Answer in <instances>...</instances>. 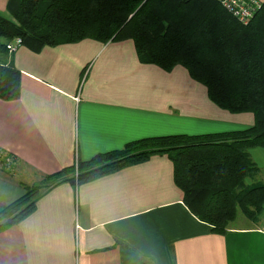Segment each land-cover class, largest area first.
<instances>
[{"label": "crops", "instance_id": "crops-1", "mask_svg": "<svg viewBox=\"0 0 264 264\" xmlns=\"http://www.w3.org/2000/svg\"><path fill=\"white\" fill-rule=\"evenodd\" d=\"M7 62L21 72V88L17 99H0V148L19 169L0 168V209L40 175L129 141L253 123L249 112L215 105L183 66L141 63L130 39L40 52L22 45ZM250 155L255 181H264V151ZM238 215V225L212 233L183 203L172 162L156 154L44 192L33 212L0 231V264H264V211L256 223Z\"/></svg>", "mask_w": 264, "mask_h": 264}, {"label": "trees", "instance_id": "trees-1", "mask_svg": "<svg viewBox=\"0 0 264 264\" xmlns=\"http://www.w3.org/2000/svg\"><path fill=\"white\" fill-rule=\"evenodd\" d=\"M6 13H0V99L20 95L21 72L7 62L15 37L33 52L83 39H130L141 63L167 72L183 66L215 105L251 112L254 122L243 129L139 138L40 175L0 209V231L33 212L39 196L58 184L78 185L156 154L172 162L183 203L212 233H226L238 211L259 221L264 181H255L259 167L249 149L264 148V1L248 24L222 0H7Z\"/></svg>", "mask_w": 264, "mask_h": 264}, {"label": "built area", "instance_id": "built-area-1", "mask_svg": "<svg viewBox=\"0 0 264 264\" xmlns=\"http://www.w3.org/2000/svg\"><path fill=\"white\" fill-rule=\"evenodd\" d=\"M222 2L230 13L242 24H248L256 11L261 7L260 0H222ZM21 44L20 38L13 39L7 46L8 52H15ZM0 168L8 172H16L18 169L17 158L13 154L0 149Z\"/></svg>", "mask_w": 264, "mask_h": 264}, {"label": "rangeland", "instance_id": "rangeland-1", "mask_svg": "<svg viewBox=\"0 0 264 264\" xmlns=\"http://www.w3.org/2000/svg\"><path fill=\"white\" fill-rule=\"evenodd\" d=\"M260 1H261V5H262V2H263L264 0H260ZM4 14L7 15L6 12H5ZM15 38H17V37H15ZM15 38H14V39H15ZM18 38H20V37H18ZM20 39H21V38H20ZM21 43H22V41H21ZM20 46H22V44H21ZM20 46H18L17 49H18ZM23 46H24V45H23ZM17 49H16V50H17ZM16 50H15V51H16ZM8 53H9V54H12V53H10V52H8ZM249 113H251V112H249ZM251 114H252L253 122H254V116H253V113H251ZM246 127H247V126L242 127V128H238V127L235 126L234 128H231V129H229V130L243 129V128H246ZM227 131H228V130H227ZM215 132H218V131H215ZM208 133H211V132H208ZM174 134H175V133H174ZM176 134H179V133H176ZM188 134H191V133H188ZM192 134H202V133H192ZM0 149L3 150V151H5V152H7V153H10V152H8V151L2 149V148H0ZM256 149H260L261 151H264L263 147H261V148H260V147H257V148L254 147V148L249 149V151L251 152V151H254V150H256ZM10 154H11V153H10ZM257 162H258V164H261L260 161H257ZM75 167H76V166H75ZM1 169H2V168H1ZM18 169H19V168H18ZM34 178H35V177H34ZM36 179H37V178H36ZM238 213H239L238 216H241V217L243 216V214H242L240 211H238ZM233 224H234V225H238V224H239V219H235L234 222H233Z\"/></svg>", "mask_w": 264, "mask_h": 264}]
</instances>
